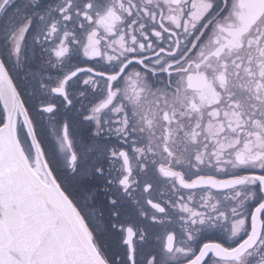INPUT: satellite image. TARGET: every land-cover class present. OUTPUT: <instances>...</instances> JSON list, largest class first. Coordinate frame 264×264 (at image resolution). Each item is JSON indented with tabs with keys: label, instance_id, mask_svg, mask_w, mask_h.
I'll return each instance as SVG.
<instances>
[{
	"label": "snow or ice",
	"instance_id": "6c2138e0",
	"mask_svg": "<svg viewBox=\"0 0 264 264\" xmlns=\"http://www.w3.org/2000/svg\"><path fill=\"white\" fill-rule=\"evenodd\" d=\"M0 264H264V0H0Z\"/></svg>",
	"mask_w": 264,
	"mask_h": 264
}]
</instances>
